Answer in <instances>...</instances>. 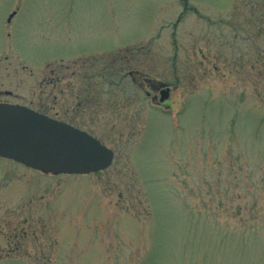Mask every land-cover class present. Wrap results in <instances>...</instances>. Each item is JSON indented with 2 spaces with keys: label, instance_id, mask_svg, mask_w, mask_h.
<instances>
[{
  "label": "rangeland",
  "instance_id": "374dc122",
  "mask_svg": "<svg viewBox=\"0 0 264 264\" xmlns=\"http://www.w3.org/2000/svg\"><path fill=\"white\" fill-rule=\"evenodd\" d=\"M78 57L170 83L171 108L89 95L109 74ZM0 103L120 114L102 172L0 158V264H264V0H0Z\"/></svg>",
  "mask_w": 264,
  "mask_h": 264
},
{
  "label": "water",
  "instance_id": "95a60500",
  "mask_svg": "<svg viewBox=\"0 0 264 264\" xmlns=\"http://www.w3.org/2000/svg\"><path fill=\"white\" fill-rule=\"evenodd\" d=\"M0 157L44 174L89 175L109 168L114 154L85 132L0 103Z\"/></svg>",
  "mask_w": 264,
  "mask_h": 264
},
{
  "label": "flooded vegetation",
  "instance_id": "af4514ba",
  "mask_svg": "<svg viewBox=\"0 0 264 264\" xmlns=\"http://www.w3.org/2000/svg\"><path fill=\"white\" fill-rule=\"evenodd\" d=\"M94 57V56H93ZM86 57L83 58H76L75 60L70 61V63H72L71 68H73L72 74H79L81 72H96V67H99V69L97 70L98 72L101 73H108L109 76L108 78L110 80H108L107 82L104 80L103 84H104V88L103 87H96V85L93 83L90 86H88V90L87 92L94 96L99 95L103 96L100 100H104L106 98L111 97V93L113 92L112 90H116L118 93L121 92L122 88H125V86H123L124 84H130L134 90L132 91L134 94H144L145 99H149L151 105H153L154 107H166V108H171V106L169 105L170 102V98L172 95V91H173V86L170 83H166V82H161L159 80H155L152 79L149 76H146L145 74H143L141 71H139L138 69H134V70H129L127 74H119V78L113 79L111 78L110 73L112 72L110 70L111 67L109 66H104L101 67L99 66H91V65H86ZM90 58V57H87ZM136 56L133 58H124L121 57L120 61L121 63V68H119L118 71H122L125 68V62L127 63V60H133L135 59ZM138 59V58H137ZM62 62V61H61ZM69 62V61H68ZM69 66H65V68H68ZM121 72V73H122ZM128 77L130 80L125 81V78ZM90 78V76H89ZM108 84V85H106ZM76 85V84H75ZM98 90V92H97ZM115 93V92H114ZM123 93H126L125 90H123ZM116 94V93H115ZM119 96V94H118ZM127 96V93L126 95ZM139 99H141V96H138ZM129 99V98H128ZM126 99V100H128ZM131 99V98H130ZM108 100V99H107ZM125 100V101H126ZM106 103V102H105ZM79 105V104H78ZM29 109L42 114L44 116H47L51 119H54L58 122L64 123L66 125H69L79 131L85 132L88 135H90L91 137L95 138L97 141H99L102 145L106 146L109 150H111L114 154V151L109 148L107 145H105L97 136L95 133H97V131L99 129H101V122L106 123L109 122L111 120V116H119L120 114H116L114 113L113 115L111 113L105 114V115H98V116H76L73 114H69L67 111L60 114L57 112L56 116L51 117L47 114H45L44 112L38 111L36 109H33L31 107H28ZM139 115V113H138ZM141 115V114H140ZM124 116V115H122ZM115 157V154H114ZM114 161V158H113ZM112 161V163H113Z\"/></svg>",
  "mask_w": 264,
  "mask_h": 264
}]
</instances>
